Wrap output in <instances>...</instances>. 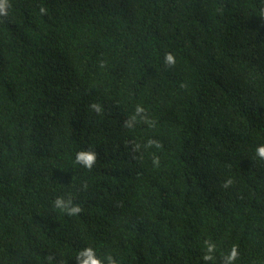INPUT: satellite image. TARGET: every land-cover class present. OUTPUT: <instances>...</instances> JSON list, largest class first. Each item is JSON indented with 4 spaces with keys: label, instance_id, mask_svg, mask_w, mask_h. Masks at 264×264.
I'll list each match as a JSON object with an SVG mask.
<instances>
[{
    "label": "trees",
    "instance_id": "trees-1",
    "mask_svg": "<svg viewBox=\"0 0 264 264\" xmlns=\"http://www.w3.org/2000/svg\"><path fill=\"white\" fill-rule=\"evenodd\" d=\"M261 144L264 0H11L0 16V264L88 247L264 264Z\"/></svg>",
    "mask_w": 264,
    "mask_h": 264
},
{
    "label": "clouds",
    "instance_id": "clouds-1",
    "mask_svg": "<svg viewBox=\"0 0 264 264\" xmlns=\"http://www.w3.org/2000/svg\"><path fill=\"white\" fill-rule=\"evenodd\" d=\"M11 6V0H0V16H6L9 12V8ZM43 11V9H41ZM175 57L172 53H168L165 57V63L168 65L175 64ZM93 107H97L93 105ZM97 110H99L97 108ZM142 111L141 108H137V112ZM256 155L264 160V144L259 145L256 148ZM96 153L93 151H81L77 153L76 160L78 163L82 164L83 166L91 169L96 162ZM154 163H159L158 159L154 160ZM231 183V181H228ZM55 207L61 211H67L69 214H75L80 211L79 207H70L63 198H57L55 200ZM215 245L211 242H207V249L208 252L211 253ZM237 251L235 248L232 249L231 253L228 255L227 260L228 264H232V261L236 259ZM79 264H117V261L111 256H99L97 252L91 248H85L79 253Z\"/></svg>",
    "mask_w": 264,
    "mask_h": 264
}]
</instances>
